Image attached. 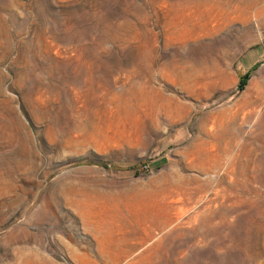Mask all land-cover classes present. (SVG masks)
I'll return each mask as SVG.
<instances>
[{
  "label": "rangeland",
  "instance_id": "1",
  "mask_svg": "<svg viewBox=\"0 0 264 264\" xmlns=\"http://www.w3.org/2000/svg\"><path fill=\"white\" fill-rule=\"evenodd\" d=\"M0 264H264V0H0Z\"/></svg>",
  "mask_w": 264,
  "mask_h": 264
},
{
  "label": "trees",
  "instance_id": "2",
  "mask_svg": "<svg viewBox=\"0 0 264 264\" xmlns=\"http://www.w3.org/2000/svg\"><path fill=\"white\" fill-rule=\"evenodd\" d=\"M248 78H249V75H246V76H244V77L241 79L240 86H239V88H240L241 90H243V89L246 87V85H247V81H248Z\"/></svg>",
  "mask_w": 264,
  "mask_h": 264
}]
</instances>
